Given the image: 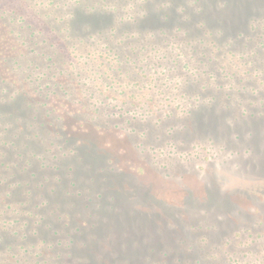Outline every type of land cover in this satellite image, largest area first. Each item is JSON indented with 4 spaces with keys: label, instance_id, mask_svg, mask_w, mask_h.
<instances>
[{
    "label": "rangeland",
    "instance_id": "1",
    "mask_svg": "<svg viewBox=\"0 0 264 264\" xmlns=\"http://www.w3.org/2000/svg\"><path fill=\"white\" fill-rule=\"evenodd\" d=\"M39 1L0 0V264H264V0Z\"/></svg>",
    "mask_w": 264,
    "mask_h": 264
},
{
    "label": "trees",
    "instance_id": "2",
    "mask_svg": "<svg viewBox=\"0 0 264 264\" xmlns=\"http://www.w3.org/2000/svg\"><path fill=\"white\" fill-rule=\"evenodd\" d=\"M31 1H33L34 3H35V5L36 6H41L42 4H43V2H40L39 0H31ZM67 1H70V2H67ZM108 0H101V4H103L102 6H101V8H102V13H107V14H112L111 13V11H108V2H107ZM49 2L51 3V5H53V6H56V2H58V3H60V4H63V5H65V6H68L71 2H73V3H78V4H83L84 5V0H49ZM59 5V4H58ZM195 5H197V9L198 10H201V11H203L204 9L202 8V7H204L201 3H200V0H198V1H196V4ZM56 7H58V6H56ZM87 7H89L90 8V11L89 12H92V10H95V12H97V11H99L97 8H96V6L95 5H90V6H87ZM110 10H111V7H110ZM118 11L119 10V7H117V6H113V11ZM101 11V10H100ZM99 11V12H100ZM98 12V13H99ZM204 12V11H203ZM202 12V13H203ZM201 13V14H202ZM32 33V35L34 36V33L33 32H31ZM30 34V33H29ZM28 38H30L31 39V41H33V42H36L35 40H34V38L35 37H25L24 38V43L23 44H21V46H23V45H25V46H27V45H29L30 44V42H29V39ZM32 44V43H31ZM39 46V45H38ZM14 51V50H13ZM7 57V56H6ZM5 57V58H6ZM51 60H52V57H51ZM24 61V60H23ZM18 64H19V68L23 71V73H25V74H27V73H29V72H27V70L26 69H24L25 67H24V64L23 63H20L19 61L17 62ZM26 71V72H25ZM31 71V70H30ZM31 76V74L29 73V74H27L26 76ZM29 76V77H30ZM40 79V78H39ZM2 85H4V86H7V85H9V81H6L5 83H3ZM4 86H2L3 88H4ZM8 92L10 91V89L9 88H5ZM17 99H18V97H16V98H14L13 99V102H16L17 101ZM9 103H11L10 101H6L5 103H0V109L1 110H4L8 105H10ZM23 110V109H22ZM21 110V111H22Z\"/></svg>",
    "mask_w": 264,
    "mask_h": 264
}]
</instances>
